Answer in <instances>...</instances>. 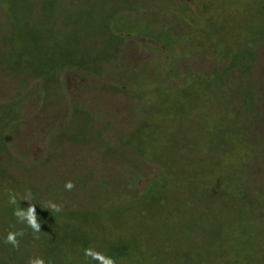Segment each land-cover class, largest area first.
<instances>
[{
    "label": "rangeland",
    "instance_id": "rangeland-1",
    "mask_svg": "<svg viewBox=\"0 0 264 264\" xmlns=\"http://www.w3.org/2000/svg\"><path fill=\"white\" fill-rule=\"evenodd\" d=\"M107 1L0 0V105L21 95L25 115L21 133L7 136L3 162L14 177L23 171L20 184L35 186L40 204L80 212L71 224L83 222V233L70 238L97 251L128 246L121 264H264V0H119L115 13L109 8L116 0ZM114 26L121 35L108 30ZM34 32L41 48L30 47L23 59L19 51ZM72 46L91 59L108 50L102 74L67 67L59 74L62 88L51 81L43 89L42 66L52 67L54 48ZM251 46L259 57L248 71ZM221 48L231 59L224 70ZM52 72L54 80L59 69ZM78 102L99 118V133L85 125L89 114L72 121ZM172 105L170 120L164 112ZM63 122L85 130L73 137L82 143L70 134L58 138ZM143 124L152 127L142 136ZM164 128L181 144L170 164H156L154 153L171 150ZM102 145L117 147L112 173ZM94 164L100 170L85 181ZM68 181L72 191L65 190ZM121 181L134 183L119 187ZM136 185L137 199L127 200V187ZM53 236L40 240L47 246ZM79 239V246L57 243L58 264H78L82 250L71 251L81 249Z\"/></svg>",
    "mask_w": 264,
    "mask_h": 264
},
{
    "label": "trees",
    "instance_id": "trees-1",
    "mask_svg": "<svg viewBox=\"0 0 264 264\" xmlns=\"http://www.w3.org/2000/svg\"><path fill=\"white\" fill-rule=\"evenodd\" d=\"M111 1L112 0H109V1H107V3H110ZM117 3H119V0L115 1V7L114 8H109L110 11H113L112 13H115L114 9H116L118 7L116 5ZM102 6H104V4H100L97 7H102ZM118 10L119 9L117 8L116 11L118 12ZM91 17H92V14H91L90 18ZM112 18H113V16H108L102 21L109 22V20ZM117 28H118L117 26H114L112 29H108V30H112L115 33H117V32H119V30ZM34 34H35V36L32 35L31 41L29 43H27L25 45V47L22 48L21 51H19L20 56L23 59L26 56H28L29 54H32V53H30V47H32V48L34 47L33 48L34 51L36 49L38 50L41 48L42 39H41V37L37 38L36 32H34ZM117 34L121 35L119 33H117ZM104 38L108 42V39L106 37H104ZM14 41L15 40H13V42ZM250 48H251L250 51L247 53V56L249 59L247 62V68H248V64L253 63L252 60H257L259 57L258 55H256L254 53L255 51H254L253 47L251 46ZM254 48L256 49V47H254ZM54 49L57 51V55L53 54L52 57L50 58V60L52 62V67H50L48 70H46L49 62L45 63L42 66L43 72L46 75V76L43 75L44 79L41 81L43 83L42 85H44L43 89L48 90L50 88V86L52 85V83H53V85L55 83L56 85H59L60 88H62V85L60 84L61 78L59 77V74L61 72H63L65 70V68H67V67H71L77 71H87L88 73L93 74V75L102 74V69L100 70V67H98V65L101 64L102 60H105V58L102 56V54L108 50L104 49L103 51L96 53V55H100V56L95 57V59H91V58L83 55L85 52L77 51L74 49L73 46L67 47L65 50H61V51H59V47H56ZM225 50H223L221 48L218 51L219 61L222 64L226 65L223 68L218 69V70L226 69L227 68V62L231 63V59L228 56V53L225 52ZM59 55H60V57H59ZM56 69H59V72L53 73ZM249 69L252 70L250 66L248 68V71H250ZM51 70L53 71L52 72L53 75H57L54 80L52 79V77L50 75ZM218 70H216V71H218ZM25 71L26 70H23L22 73L24 74V76L26 78H29L30 75L27 74V72H25ZM46 71H47V73H46ZM50 77H51V80H50ZM34 78L37 79V75H35ZM51 81H52V83H51ZM155 89H157L156 85H155ZM121 90H123V89L121 88ZM148 94H150V91L148 92ZM19 96H21V95H19ZM18 97L16 99H13L12 101L10 99V102L7 103L8 105H6V104H4V106H3V104L0 105V110L3 109L2 112L6 113V116L4 114L2 116H0V127H1V129H0V145L2 146L0 153L5 148L4 145H5V142H6L8 135H10V136L11 135H19L21 133L20 124L23 122L25 115H24V111H22L20 108V105L23 104L22 99L18 98ZM19 101H20V104H18ZM225 101H227V100H225ZM229 102H231V101H229ZM229 102H228V104H229ZM83 107L84 108H81L79 102L76 104H72V108H71L73 111V120L72 121L74 122L78 116L82 117V115H84V114H89L88 115L89 121L88 122L84 121L85 125L87 127H89L90 125H93V127H95V133H99L97 126H96V124L99 121V118L95 117L90 111L86 110L85 106H83ZM166 107H169V106H166ZM6 109H8V110L6 111ZM162 110H163V107H162ZM175 110H176V107L174 105L170 106L169 111L165 109L164 117L168 118L170 120H173L172 119V113H174ZM174 116L175 115H173V118H174ZM161 120L162 119L158 120L157 122L152 121L154 129L161 122ZM79 121H81V120H79ZM64 122L62 123L63 126L60 128L61 132H60V135L58 136V138H60V137L65 138V137H67V135L70 134L69 136L72 139V141H74V143H82L80 141V139H78V140L73 139V137L78 133L83 134L85 132V130L80 129L79 125L75 129H71V128H74V127L70 126L71 122L70 123L67 122L68 124H66V125L64 124ZM10 126L13 127V130H11V128H10V131H9L10 133H9L7 131V129H9ZM141 127H143V129H144V131H142V136H143L146 133L147 129L149 127H152V126L143 124ZM168 132H170V131H167V129H165L162 134H165L167 140L169 141L167 144H165V146H170L171 150L164 152V153L163 152H156V154L154 153L152 155L151 159L156 164L159 161L168 162V164H170L171 158L173 159V156L177 152V151L174 152L172 149H174L176 147L177 143L181 144L180 141L178 140V137H179V136H177L178 133L174 132V133H172L173 135H171ZM10 136H8V137H10ZM142 139L143 138H141L140 141H143ZM171 139H172V141H171ZM128 140H129L128 141L129 143L127 142L128 145H132V144L136 143V146H137L136 149H141V150H137V151H139L138 153L144 151V149H142L143 143H137V141H135L133 138H128ZM149 141L152 143V141H153L152 136L149 138ZM102 148H103V152H104L102 155V159L104 158V160H107V161H105V167L107 168V171H111V173H112L113 170H115V167H113L112 164H110V166H109L108 163L111 159H114V156L118 153L117 147H108V146L104 147L102 145ZM260 154L261 153H258L256 156L257 159H259V161H261L260 156H259ZM4 155H0V184L4 185L6 187L5 190H0V194H2V193L4 194V195L2 194L0 197V215H1L0 216V223H4L2 225H3L4 230H5V231L0 232V263L11 264V260L15 259L13 264H27V259L35 256V257H42L46 261V264H58L57 260H59L58 257H59L60 251L57 250V248H58L57 243L58 244L64 243V242H67L68 240L76 242L79 238H75V237L70 238L71 236L69 237V235L73 234L74 236H77V235H80L83 233V231L80 227V225L83 222H80V220H78L77 221V224H78L77 228H75L71 224L72 222H75L74 217L77 214H79L80 212L75 211L76 213L74 214V211H70V210L65 209V210L60 211L59 213H51L46 207H44L45 204H43V203L40 204L39 196L37 194V189L35 188V186L27 185L25 187H22V185L20 184V182L18 180V177L22 176L23 171L21 170L20 175L14 177L15 172H12L9 169V167L7 166V164L5 162H3L5 160ZM9 157H11V156H9ZM29 167L30 166H27L26 169ZM95 167H96V165L94 164L92 166V173L93 174L87 178L85 176V178H84L85 181L93 179L94 177H96V171L100 170V168L99 167L95 168ZM144 177L145 176H142L141 178L144 179ZM150 177H151V175L149 176L148 179H150ZM1 178H3V180ZM168 179H171V178H168ZM121 182H122V184L120 185ZM121 182L119 183V187L126 186L127 183L130 181H128L127 183H123V181H121ZM166 182H167V180H166ZM133 183H131V184H133ZM149 183H151V182L147 183V187L154 184V182H152L151 184H149ZM102 184L108 185L110 187L109 184H112V182L107 181V182H103ZM25 189L31 190V193H32L31 202L36 204L37 216H38L39 222L41 223L40 235L48 237L49 234H53L55 236L56 240L55 241L50 240L51 244H49L47 246H45L43 244V242H41V240H40L41 238L38 240L33 238L31 229L25 228V226L23 224L17 223L16 217L13 215L14 206H11L8 204V195H7L8 190L15 191L19 197V196H21V194L24 193ZM138 189H139V186H137V185L133 189L130 187H127V191H129V193L127 195V200H129V201L136 200L137 196L139 195ZM147 190H148V188L144 191L140 190V192H143L145 194L147 192ZM104 197L107 198L105 195H104ZM126 203L128 204V202H126ZM126 203H125V205H126ZM29 206H30V204L28 201H23V200L20 201V207L21 208L27 209ZM2 215H4L6 217L5 218L6 220L1 218V217H3ZM82 220L85 221L84 219H82ZM20 229H24L26 232V235L20 241L19 250L14 249L11 245L4 244L3 240H4L6 233L8 231L20 230ZM0 230H1V225H0ZM81 240H82V238L79 239L81 249L78 247L79 245L76 242L78 246L74 247V251H71L74 254V253H79L82 250L80 253V259L76 260V262H78V264H83V263L97 264V262L91 261L84 256L85 247L89 248L90 246L87 245L86 242H84L82 244ZM35 242L38 244V247L35 249H32L33 245H34L33 243H35ZM31 249L33 250L32 253L34 255L31 253ZM35 251L40 252L39 254H41V256H38L39 254H36ZM99 252L105 254L106 256H109V257H112L113 259H115L116 264L124 263V261H126L127 257L130 256L129 247L124 245V244L119 245L117 243H115V244L109 243V244H107V250L106 251L103 248V250L102 251L100 250ZM72 264H75V262H72ZM194 264H195V262H194Z\"/></svg>",
    "mask_w": 264,
    "mask_h": 264
},
{
    "label": "clouds",
    "instance_id": "clouds-1",
    "mask_svg": "<svg viewBox=\"0 0 264 264\" xmlns=\"http://www.w3.org/2000/svg\"><path fill=\"white\" fill-rule=\"evenodd\" d=\"M66 191H72L75 188V184L72 181H68L64 185ZM8 204L14 206L13 215L16 217L17 223L23 224L25 228L31 229L34 239H40L41 223L39 222L36 204L31 202L32 193L30 189H25L23 195L18 197V194L13 190H8ZM28 201L30 206L27 209L20 207V201ZM51 213H59L62 211V205L57 204L54 201H47L44 205ZM26 232L24 229L10 230L6 233L3 240L4 244L11 245L14 249L19 250L20 241L24 238ZM84 256L97 262V264H116L115 259L106 256L105 254L97 251L96 249L89 247L84 249ZM27 264H46V261L42 257H30Z\"/></svg>",
    "mask_w": 264,
    "mask_h": 264
}]
</instances>
